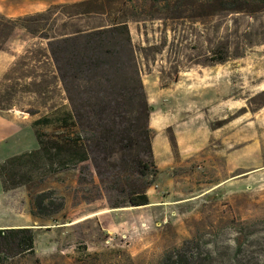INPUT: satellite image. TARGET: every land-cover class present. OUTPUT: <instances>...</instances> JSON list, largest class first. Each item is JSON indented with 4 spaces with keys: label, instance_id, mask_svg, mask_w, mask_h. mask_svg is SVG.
I'll use <instances>...</instances> for the list:
<instances>
[{
    "label": "rangeland",
    "instance_id": "1",
    "mask_svg": "<svg viewBox=\"0 0 264 264\" xmlns=\"http://www.w3.org/2000/svg\"><path fill=\"white\" fill-rule=\"evenodd\" d=\"M56 1L61 0H0V14L16 18L43 12L62 3ZM187 4L166 7L165 1L134 0L126 5L127 13L133 15L129 27L140 77L152 106L148 119L152 136L168 141V164L174 159V165L164 168V192L159 191L160 168L156 176L140 180V186L151 183L146 191L156 197L155 202L162 198L172 202L164 204V210H156L153 218L127 201L130 186L138 184L134 164L142 150L134 145V135H117L111 156L104 154L96 137V131L104 133L111 127L105 120L108 115L100 114L101 108L120 97L128 111L122 126L135 128L141 121L135 108L143 97L126 92V83L134 81L129 79L133 70L124 54L112 53L113 44L98 46L94 52H75L72 41H58L53 43L59 58L57 68L49 40L29 34L21 25L4 39L0 49V113L24 117L26 136L0 147V160L38 148L33 122L59 111L71 112L72 126L42 124L39 128L46 133L45 139L49 142L60 136L70 139L80 135L77 152L87 153L88 159L63 169L47 162L31 173V181L15 188L12 204L22 211L24 219L34 215L33 196L41 191L56 189L67 204L58 214L38 216L34 254L8 257L3 264H160L166 251L195 235L212 240L218 228L224 229L221 240L231 243L229 221L233 217L246 221L264 218V207H240L239 200L233 204L220 189L197 197L204 190L195 183L194 174L199 170L195 140L202 133L223 132L217 129L224 126L230 105L234 125L240 124L237 117L245 112L264 111V3L252 2L239 12L229 3ZM91 21L104 24L108 17L98 15ZM74 23L80 27L85 24L80 20ZM220 55L228 59L216 62ZM192 71L195 78L189 77ZM61 75L66 77L65 84ZM199 85L206 87L200 94L195 88ZM210 87L215 89L208 90ZM199 97L205 98L200 108ZM200 109L207 112L198 124ZM59 142L68 147L64 139ZM177 178L184 185L176 191ZM168 180L173 181L169 186ZM180 199L188 200L177 206ZM100 202L103 207L98 206ZM123 203L126 205L121 206ZM102 208L115 211L101 216L103 224L115 229L112 232L101 231L93 217L105 213ZM71 213L74 219L85 214L92 218L70 222ZM208 247L213 248L214 242Z\"/></svg>",
    "mask_w": 264,
    "mask_h": 264
},
{
    "label": "trees",
    "instance_id": "2",
    "mask_svg": "<svg viewBox=\"0 0 264 264\" xmlns=\"http://www.w3.org/2000/svg\"><path fill=\"white\" fill-rule=\"evenodd\" d=\"M133 1L81 0L54 4L43 12L16 18H7L0 14V49L8 34L16 26L21 25L29 34L49 40L51 54L56 61L57 68H59V58L53 43L58 41H72L75 52L84 49L94 52L98 46L113 44L116 47L112 53L124 54L128 66L133 70V76L129 79L134 81L126 83V92L137 93L143 97L142 102L135 108L139 115L138 120L141 119V121L137 122L135 128L122 126L123 119L128 116V111L119 95V99L101 108L100 114L108 115L105 120L111 124V127L104 133L101 130L96 131V137L100 138L104 154L111 156L113 141L117 135H134V145L142 150L134 164L139 176L138 184L130 186L127 201L132 206H144L151 203L146 191V187L151 183L140 186V180L146 179L149 175L156 176L159 169L154 157L152 129L148 123L152 106L146 99L132 43L129 22L133 15L127 13L126 10L128 9L126 8L127 3ZM153 1H165L166 7L176 4L180 7L183 2H188L187 5L201 1L229 3L232 5L231 9L237 12L245 11L252 2L264 3V0H181L174 4L171 3L172 0ZM116 2L122 5L117 6ZM98 15H107L108 23L95 25L91 19ZM75 20L84 21L85 24L81 27L74 26ZM227 59L225 55H220L215 61L222 63ZM60 77L65 84L67 82L65 75ZM72 120L71 112L60 113L59 111L54 116L41 117L33 122L39 147L10 156L0 164V176L5 190L15 189L28 183L33 178L31 173L36 169L40 170L42 165L46 166L47 162H51L49 166L57 165L58 169H63L76 167L88 159L87 153L80 155L77 152L81 142L80 135L70 139L60 136L58 140L48 142L45 139L46 133L39 128L42 124L50 123L60 124L61 128H68L72 126L70 123ZM97 128L100 127L97 125ZM130 135L127 137L128 140L131 139ZM63 139L67 143V148L59 142ZM130 141L126 144L127 147L131 146ZM33 204L35 216H51L63 211L67 200L56 189L50 188L36 193L33 196ZM113 204L115 207L119 206L115 202ZM124 204L126 205L123 203L121 206ZM229 223L233 234L231 243L221 240L224 229L218 228L212 240L206 239L205 235H195L191 239L184 240L180 246L166 251L160 264H264V218L246 221L233 217ZM35 236V229L29 226L0 228V264H3L8 257L24 253L34 254ZM210 242H214L213 248L208 247Z\"/></svg>",
    "mask_w": 264,
    "mask_h": 264
},
{
    "label": "crops",
    "instance_id": "3",
    "mask_svg": "<svg viewBox=\"0 0 264 264\" xmlns=\"http://www.w3.org/2000/svg\"><path fill=\"white\" fill-rule=\"evenodd\" d=\"M77 1L80 0H61L55 3ZM197 72L202 76L205 74L201 71ZM189 74L190 78L196 77L194 71ZM195 88L199 90L197 93L200 94L206 87L200 88L199 85L195 86ZM214 89L215 87H210L208 90ZM198 100L200 101L198 104L199 108L205 105L201 103L205 98L199 97ZM206 112L207 110L200 109L198 124H201V116L202 114H206ZM229 114H233L232 105L228 107V113L225 112L224 118L226 122L224 126L217 129H223V132L213 131L212 133H202L198 136L199 139L195 140V159L199 165V170L194 171L196 177L195 183L201 190H204L197 197L220 189L230 198L233 204H238L237 201L239 200L242 203L240 207L248 205L249 207L262 208L264 207V111L258 110L250 115H248V112L241 114V119L237 117L240 120V124L238 125L233 124L234 118L229 116ZM23 124L24 117L19 118L15 114L6 116L0 113V147L16 143L19 141V138L25 137L26 131ZM152 144L155 160L161 171L160 176H162L159 177V186H161L159 191L164 192V168H170L174 165V159L173 161L171 159V162L168 164L170 157L168 150L169 144L168 141H164L163 136H155ZM184 158L182 157V160ZM177 161L179 160L177 159ZM177 181L178 183L174 187L176 191L180 189V185H184L181 184L183 182H181V179L177 178ZM172 182L168 180L166 183L167 186L171 185ZM15 191V189L5 190L0 176V216L2 218L0 228L29 226L34 229H39L38 224L40 218L38 216L31 214L26 219L20 217V215L22 216V211L15 209L11 200ZM149 197L151 200L150 204L134 206L132 208H142L146 211V214H151L153 218L156 210H159V208L160 210H164V204L172 203L164 201L163 198L159 202H155L157 199L154 195L149 194ZM186 200L188 199H180L176 202V205L179 206L181 202L183 203ZM98 206L103 207L101 202ZM101 212L105 213L93 216L97 220L101 231H114L115 229L102 223L101 216L107 213L113 215L115 211H106L102 208ZM70 215V222L76 220L84 221L92 218L85 214V216L74 219V213ZM48 248L51 250L52 247L49 246ZM36 251L37 253L39 252L38 249Z\"/></svg>",
    "mask_w": 264,
    "mask_h": 264
}]
</instances>
